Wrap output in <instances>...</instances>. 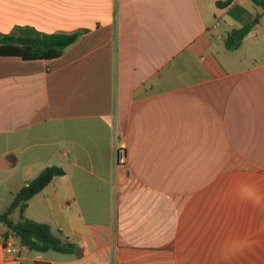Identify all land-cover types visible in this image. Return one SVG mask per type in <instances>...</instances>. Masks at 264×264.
Segmentation results:
<instances>
[{"label": "crops", "instance_id": "obj_1", "mask_svg": "<svg viewBox=\"0 0 264 264\" xmlns=\"http://www.w3.org/2000/svg\"><path fill=\"white\" fill-rule=\"evenodd\" d=\"M216 1L0 0V33L84 30L59 57L0 56L7 205L60 167L24 216L78 252L30 251L0 223V264H264V12Z\"/></svg>", "mask_w": 264, "mask_h": 264}, {"label": "trees", "instance_id": "obj_2", "mask_svg": "<svg viewBox=\"0 0 264 264\" xmlns=\"http://www.w3.org/2000/svg\"><path fill=\"white\" fill-rule=\"evenodd\" d=\"M234 0H218L216 6L224 8ZM264 12V0H250ZM251 29L249 23L233 28L227 33L224 46L227 49L239 47L242 39ZM84 30L71 32L45 33L31 26H15L7 33H0V56H17L23 60L50 59L59 57L66 47L73 44ZM64 174L58 166H47L34 178L20 187L6 206L0 212V223L5 226L6 234L17 238L19 243L30 251H54L63 254L77 255V247L60 232H54L46 222H39L24 216L27 202L39 193L56 175ZM18 212L17 220L11 215ZM34 264H51L37 261Z\"/></svg>", "mask_w": 264, "mask_h": 264}, {"label": "rangeland", "instance_id": "obj_3", "mask_svg": "<svg viewBox=\"0 0 264 264\" xmlns=\"http://www.w3.org/2000/svg\"><path fill=\"white\" fill-rule=\"evenodd\" d=\"M248 4L251 5V2L250 1H247ZM251 13L250 11L248 12V14ZM221 23V22H220ZM219 23V29H220V32H224L226 28H228L229 24L231 25L233 22H230V17L229 16H226L224 18V22L221 23L222 26L220 25ZM223 41L222 40H219V43L220 44H224L222 43ZM264 56H261V58H263ZM13 173L15 174L16 173V170L13 171ZM18 178H20V176H18V174L16 175ZM16 176L14 175L12 179V175L10 174V172H7L6 170H2L0 169V211L2 212L7 203H8V199H9V196L7 195V189L8 187L10 186V183L12 181H16ZM31 211H32V208H30L29 210V215H32L31 214ZM12 219L13 220H17V217H18V212L15 211L13 215H11ZM47 254L51 255V256H64V254H60L58 252H54V251H47L46 252Z\"/></svg>", "mask_w": 264, "mask_h": 264}, {"label": "built area", "instance_id": "obj_4", "mask_svg": "<svg viewBox=\"0 0 264 264\" xmlns=\"http://www.w3.org/2000/svg\"><path fill=\"white\" fill-rule=\"evenodd\" d=\"M217 22L213 24L212 29H216ZM218 38L220 35L217 36ZM114 163L116 166H125L127 163V153L125 144L121 140H118L114 146ZM6 249L11 250V243L8 240L6 243Z\"/></svg>", "mask_w": 264, "mask_h": 264}, {"label": "clouds", "instance_id": "obj_5", "mask_svg": "<svg viewBox=\"0 0 264 264\" xmlns=\"http://www.w3.org/2000/svg\"><path fill=\"white\" fill-rule=\"evenodd\" d=\"M246 189L249 191V192H253V190L249 187V186H245Z\"/></svg>", "mask_w": 264, "mask_h": 264}]
</instances>
